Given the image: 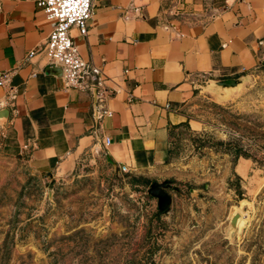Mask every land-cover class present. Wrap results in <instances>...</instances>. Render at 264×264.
Wrapping results in <instances>:
<instances>
[{
  "label": "crops",
  "instance_id": "crops-1",
  "mask_svg": "<svg viewBox=\"0 0 264 264\" xmlns=\"http://www.w3.org/2000/svg\"><path fill=\"white\" fill-rule=\"evenodd\" d=\"M50 32L36 0H0V74L13 88L0 87V110L10 111L0 129L43 171L67 172L100 152L146 175L173 166L184 135L204 136L189 113L202 90L264 70V0H94L87 36L70 33L101 72L97 92L47 72ZM251 164L242 159L236 175Z\"/></svg>",
  "mask_w": 264,
  "mask_h": 264
},
{
  "label": "rangeland",
  "instance_id": "rangeland-1",
  "mask_svg": "<svg viewBox=\"0 0 264 264\" xmlns=\"http://www.w3.org/2000/svg\"><path fill=\"white\" fill-rule=\"evenodd\" d=\"M191 107L208 147L184 135L178 161L150 175L102 152L43 171L0 129V264H264V70L224 97L211 84ZM166 180L172 208L154 219L148 190Z\"/></svg>",
  "mask_w": 264,
  "mask_h": 264
},
{
  "label": "built area",
  "instance_id": "built-area-1",
  "mask_svg": "<svg viewBox=\"0 0 264 264\" xmlns=\"http://www.w3.org/2000/svg\"><path fill=\"white\" fill-rule=\"evenodd\" d=\"M36 7L51 25V32L41 50L47 57L48 66L62 70L67 89L97 92L104 84L101 72L82 58L70 33L72 28H77L81 36H87L94 14V0H36ZM36 53L31 51L28 57L33 58ZM9 84L10 74H0V87L13 92ZM100 115V118L112 117L113 113L102 109ZM106 144H110L109 139ZM122 170L129 171L127 166Z\"/></svg>",
  "mask_w": 264,
  "mask_h": 264
},
{
  "label": "water",
  "instance_id": "water-1",
  "mask_svg": "<svg viewBox=\"0 0 264 264\" xmlns=\"http://www.w3.org/2000/svg\"><path fill=\"white\" fill-rule=\"evenodd\" d=\"M47 72L51 74L62 75V70L55 67H48ZM243 83V78L239 79H226L222 81H215L213 86L219 90L222 97L228 94L229 91L236 89ZM10 116V111L8 109L0 110V121L8 120ZM110 163H113L110 158H108ZM114 164V163H113ZM115 165V164H114ZM172 184L171 181L166 180L162 183L154 182L151 184L148 195L155 198L158 203V211L154 216V219H160L170 213L173 203V197L169 193ZM174 191L178 192L179 188L174 187ZM240 216L235 215L231 221L233 227L238 226V220Z\"/></svg>",
  "mask_w": 264,
  "mask_h": 264
},
{
  "label": "trees",
  "instance_id": "trees-1",
  "mask_svg": "<svg viewBox=\"0 0 264 264\" xmlns=\"http://www.w3.org/2000/svg\"><path fill=\"white\" fill-rule=\"evenodd\" d=\"M202 138H203V137H199L198 141H194V143H196L198 147H204V148H205V147H208L206 141H204ZM227 146L229 147V145H227ZM235 156H236V158L239 157V152H236V151H235ZM247 159H249V157H248ZM149 183H150V182H149ZM151 183H152V182H151ZM151 183H150V184H151ZM240 197H241V193H240ZM241 199H243V198H241Z\"/></svg>",
  "mask_w": 264,
  "mask_h": 264
}]
</instances>
